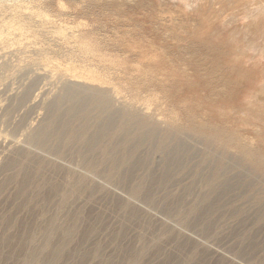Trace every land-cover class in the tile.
I'll return each instance as SVG.
<instances>
[{"label":"rangeland","instance_id":"obj_1","mask_svg":"<svg viewBox=\"0 0 264 264\" xmlns=\"http://www.w3.org/2000/svg\"><path fill=\"white\" fill-rule=\"evenodd\" d=\"M8 23L33 46L0 41V264H264V0H0Z\"/></svg>","mask_w":264,"mask_h":264},{"label":"bare ground","instance_id":"obj_2","mask_svg":"<svg viewBox=\"0 0 264 264\" xmlns=\"http://www.w3.org/2000/svg\"><path fill=\"white\" fill-rule=\"evenodd\" d=\"M28 15H32V12H28L27 13ZM21 25H19L18 23H8V25H6L5 26V30H6V37L4 36V33H3V35H2V33H1V35H0V41L1 42H3L4 40H6V38H8V36H14V38H16L17 39V43L19 44L20 43V45H21V43H23V41L25 40L29 45L32 43V41H31V38H30V36L31 35H29L28 33H30V32H26V30L25 31H23V29L20 27ZM1 31V30H0ZM4 31V30H3ZM3 31H1V32H3ZM4 36V37H3ZM30 38V39H29ZM13 42H15V40L13 41ZM15 42V43H16ZM27 43H25V46H28V44ZM33 44V43H32ZM14 45V44H13ZM17 45V44H16ZM0 46H3V45H0ZM30 46H33V45H30ZM29 46V47H30ZM3 49V48H2ZM19 49H21V47L19 48ZM29 49V48H28ZM31 49V48H30ZM24 50H26V49H24ZM23 60V59H22ZM48 67L49 68H51L49 65H46L45 64V68L44 69H48ZM46 69V70H47ZM46 70H44V71H46ZM68 70H70V69H68ZM49 73H53V72H51V70H50V72ZM48 73V74H49ZM50 76H52V75H50ZM72 76H76L75 74H73ZM85 80H87V81H95V79L92 77V76H87V77H85L84 78ZM53 80V79H52ZM101 103V102H100ZM86 134V131H85V129H82L81 130V136L82 135H85ZM99 137V136H98ZM98 137H96V140H97V138ZM99 139V138H98ZM96 144V143H95ZM161 144V143H160ZM211 180V179H210ZM211 185V184H210ZM62 241V240H61ZM60 241V242H61ZM62 246H63V244H61ZM55 250V249H54ZM61 250L62 249H60V248H58V249H56L55 251V253L53 252V254H52V260H57L58 258H59V256H60V252H61ZM50 257V256H49ZM51 258V257H50ZM61 259V258H60ZM59 260V259H58ZM49 262H52V261H49Z\"/></svg>","mask_w":264,"mask_h":264}]
</instances>
